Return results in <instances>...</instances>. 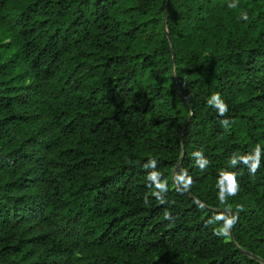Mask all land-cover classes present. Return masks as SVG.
<instances>
[{"label":"trees","instance_id":"1","mask_svg":"<svg viewBox=\"0 0 264 264\" xmlns=\"http://www.w3.org/2000/svg\"><path fill=\"white\" fill-rule=\"evenodd\" d=\"M232 2L0 0V264H264V0Z\"/></svg>","mask_w":264,"mask_h":264},{"label":"clouds","instance_id":"2","mask_svg":"<svg viewBox=\"0 0 264 264\" xmlns=\"http://www.w3.org/2000/svg\"><path fill=\"white\" fill-rule=\"evenodd\" d=\"M229 8H237V3L235 0H233L232 3H230ZM242 19H247V14L242 13L241 14ZM208 104L215 109L218 110L219 115L224 116L228 112V104L225 102V100L222 98L221 94L219 92L213 93L211 97L208 99ZM222 126L225 128L228 127L229 125V120L228 119H223L220 121ZM261 153H262V148L259 144H257L253 151L251 153H248L246 155H240L239 157L233 156L230 160V163L234 166L238 163L239 161H242L245 165L249 167V170L251 173H255L256 170L260 167V162H261ZM193 155L197 158V164L201 169H203L209 162L208 160L204 157L203 153L201 151H196L193 153ZM144 167L149 168L151 167L152 169H155L156 167V160L155 159H150L148 163L144 165ZM231 172V171H228ZM222 172L221 174H223ZM161 174L158 171H151L147 179L148 181L152 182L154 185V191L152 195H154L157 200L160 203L165 202V196L163 195L164 193L167 192V182L163 181L160 179ZM176 180L179 184L182 185L183 189H188L190 185L192 184V178L187 174V172H183L182 174L178 175L176 177ZM218 187L220 189L218 198L221 204H227V198L229 196H235L238 191H239V181L237 180V176L235 172H231V175L227 176L226 178V183L222 182L221 179L218 182ZM145 203H148V197L145 196ZM165 218H171L169 212H165ZM238 220V214H228L226 212H221L217 214L214 217L215 222H220L222 221V225H220L218 228H216L215 234L217 235H224L227 236L229 230L234 227Z\"/></svg>","mask_w":264,"mask_h":264},{"label":"water","instance_id":"3","mask_svg":"<svg viewBox=\"0 0 264 264\" xmlns=\"http://www.w3.org/2000/svg\"><path fill=\"white\" fill-rule=\"evenodd\" d=\"M166 12H167V10H166ZM166 12H165V13H166ZM164 24H165V22H164ZM174 174H175V172H174ZM174 174H173V175H174ZM228 212L230 213V210H229ZM229 236H230V238H232L231 232H229ZM254 258L257 259V257H254Z\"/></svg>","mask_w":264,"mask_h":264}]
</instances>
